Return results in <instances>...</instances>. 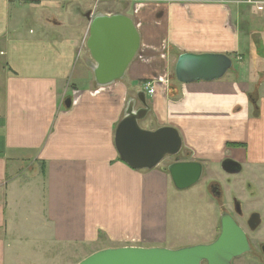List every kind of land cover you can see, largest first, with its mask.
Instances as JSON below:
<instances>
[{
  "label": "crops",
  "instance_id": "0c3cea01",
  "mask_svg": "<svg viewBox=\"0 0 264 264\" xmlns=\"http://www.w3.org/2000/svg\"><path fill=\"white\" fill-rule=\"evenodd\" d=\"M234 2L0 0V264H15L29 245L15 238L17 197L33 209L32 239L169 248L166 167L134 170L115 147L131 100L151 107L143 129L176 128L202 164L264 169V12ZM117 14L133 20L141 47L122 80L100 86L88 17ZM249 25L254 40L242 36ZM185 53L227 55L233 68L220 80L178 84L170 68ZM146 82L156 83L152 97ZM237 142L247 147H228Z\"/></svg>",
  "mask_w": 264,
  "mask_h": 264
},
{
  "label": "water",
  "instance_id": "95a60500",
  "mask_svg": "<svg viewBox=\"0 0 264 264\" xmlns=\"http://www.w3.org/2000/svg\"><path fill=\"white\" fill-rule=\"evenodd\" d=\"M87 39V49L96 63L92 66L96 83L107 86L125 77L130 64L138 55L141 38L133 20L125 15L93 16ZM233 68L231 57L223 54H189L179 56L175 78L179 83L212 82L222 79ZM70 103V102H69ZM135 109L131 100L125 116L115 131V147L120 159L134 170H153L167 157L178 156L183 140L174 127L151 131L140 123L148 117L150 107ZM70 104H68L69 107ZM222 167L228 174H238L242 167L234 160H224ZM177 190H186L199 182L203 173L200 162L176 161L167 166ZM239 204H236V208ZM255 218V220L253 219ZM260 225V216L251 219ZM250 251L245 232L234 218L225 213L221 217V232L209 244L181 249L163 247H122L100 250L79 264H232L233 260Z\"/></svg>",
  "mask_w": 264,
  "mask_h": 264
},
{
  "label": "rangeland",
  "instance_id": "374dc122",
  "mask_svg": "<svg viewBox=\"0 0 264 264\" xmlns=\"http://www.w3.org/2000/svg\"><path fill=\"white\" fill-rule=\"evenodd\" d=\"M241 16L248 17L250 15L241 12ZM252 28H255L254 25L242 27V36L249 37L248 40H254L255 36L251 35ZM30 29H34L32 24L25 25L24 30L26 32ZM173 72L174 67L170 68V76H173ZM153 88L156 89L155 86ZM0 92L3 97L2 88H0ZM234 144L247 147L246 144L242 145L243 143L239 142ZM230 145L228 144V146ZM188 152V148L183 145L182 152L178 156L166 158L161 166L167 168L177 159L200 162L201 158L195 156L196 160H194L193 154ZM239 160L242 161L240 155ZM221 164H203L204 177L198 184L189 189L179 191L173 185L171 186L167 215V242L164 244L169 249H181L213 242L220 232L222 214L226 212L236 216L232 204L233 197L240 201L243 208L246 209V216H249L254 210H259L258 212L264 216V169L251 170L244 167L241 173L231 175L225 172ZM214 182L221 187L219 198H215L209 190L210 185ZM248 183L254 186L250 191L245 190ZM249 186L251 187V185ZM30 191L33 193L34 189H30ZM22 204L23 200L18 199V197L12 202L13 218L17 217V221L14 222L16 226L14 233L17 243L22 241V243L29 245L19 248L20 252L14 255L15 264H79L106 246L105 242L99 245L86 246L77 243L52 244L47 243V241L43 242L41 239H32V232L38 234V226L30 222L29 215H33V209L25 207L24 210ZM33 206L34 202L32 203ZM21 216H23L22 220ZM24 228L26 230H23ZM46 232L49 233L48 230ZM41 233H44V229ZM260 239L264 240V226L253 234V240L256 243ZM255 252L259 253L258 251ZM258 255L261 257L260 253ZM234 264H264V258L259 261L252 254H244L234 259Z\"/></svg>",
  "mask_w": 264,
  "mask_h": 264
},
{
  "label": "flooded vegetation",
  "instance_id": "af4514ba",
  "mask_svg": "<svg viewBox=\"0 0 264 264\" xmlns=\"http://www.w3.org/2000/svg\"><path fill=\"white\" fill-rule=\"evenodd\" d=\"M223 163V162H222ZM241 165V164H240ZM222 166V164H221ZM242 167V166H241ZM223 168V167H222ZM204 169V167H203ZM243 171V169L241 170V172ZM240 172V173H241ZM227 173V172H226ZM228 174V173H227ZM205 172L203 170L201 179L199 180V182L202 180V178L204 177ZM232 175V174H231ZM236 175V174H233ZM198 182V183H199ZM197 183V184H198ZM251 185V187L249 186ZM253 185L252 184H246L245 186V190L246 191H250ZM220 186L218 185V183L214 182L210 185L209 190L211 192V194L215 197V198H219L220 194H221V190H220ZM232 204H233V208H234V212L236 216H233L230 213V216H232L234 218V220L236 221V223L242 228V230L245 232L247 239H248V243H249V247H250V251L246 254H252L255 258H258L259 261H261V258H264V240L260 239L258 240V243H256L253 240V234H255L260 228H262L264 226V216H262L257 210L252 211L249 216H246V209L243 208V205L241 204L240 201H238L235 197L232 198ZM236 204H239V207L236 208ZM261 206V205H260ZM259 209V208H258ZM261 212V211H260ZM226 213V212H225ZM224 213V214H225ZM259 215L260 219H261V223L260 225L256 228V230H254L253 228H255L257 226V223L254 222L255 218H253L254 220L252 221V217L254 215ZM223 216V214H222ZM220 232H221V219H220ZM219 232V234H220ZM218 234V236H219ZM217 236V237H218ZM217 237L214 239V241L217 239ZM213 241V242H214ZM212 243V242H209ZM209 243H205V244H209ZM255 251H258L261 254V257H258L259 253H256ZM260 263V262H259ZM262 263V262H261ZM232 264H234V260L232 262Z\"/></svg>",
  "mask_w": 264,
  "mask_h": 264
},
{
  "label": "built area",
  "instance_id": "2783aa9c",
  "mask_svg": "<svg viewBox=\"0 0 264 264\" xmlns=\"http://www.w3.org/2000/svg\"><path fill=\"white\" fill-rule=\"evenodd\" d=\"M235 3H246L248 6L255 8L257 12H264V0H237ZM146 89L150 95L155 93V89L151 85H148Z\"/></svg>",
  "mask_w": 264,
  "mask_h": 264
},
{
  "label": "trees",
  "instance_id": "16d2710c",
  "mask_svg": "<svg viewBox=\"0 0 264 264\" xmlns=\"http://www.w3.org/2000/svg\"><path fill=\"white\" fill-rule=\"evenodd\" d=\"M172 79L175 81V82H177V80H176V78H175V75L173 74V76H172ZM179 83V82H178ZM180 84V83H179ZM228 147H230V148H240V147H244V146H241V145H239V144H231L230 146H228Z\"/></svg>",
  "mask_w": 264,
  "mask_h": 264
}]
</instances>
